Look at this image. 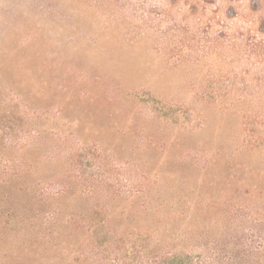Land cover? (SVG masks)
Here are the masks:
<instances>
[{
  "label": "rangeland",
  "instance_id": "obj_1",
  "mask_svg": "<svg viewBox=\"0 0 264 264\" xmlns=\"http://www.w3.org/2000/svg\"><path fill=\"white\" fill-rule=\"evenodd\" d=\"M0 264H264V0H0Z\"/></svg>",
  "mask_w": 264,
  "mask_h": 264
}]
</instances>
